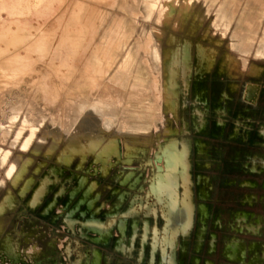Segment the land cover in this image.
I'll list each match as a JSON object with an SVG mask.
<instances>
[{"label": "rangeland", "instance_id": "rangeland-1", "mask_svg": "<svg viewBox=\"0 0 264 264\" xmlns=\"http://www.w3.org/2000/svg\"><path fill=\"white\" fill-rule=\"evenodd\" d=\"M0 264H264V0H0Z\"/></svg>", "mask_w": 264, "mask_h": 264}, {"label": "bare ground", "instance_id": "bare-ground-1", "mask_svg": "<svg viewBox=\"0 0 264 264\" xmlns=\"http://www.w3.org/2000/svg\"><path fill=\"white\" fill-rule=\"evenodd\" d=\"M176 143V142H175ZM174 151L175 152H177V148H176V146H174L173 147V145H170L169 146V148L167 149V150H165V157L163 158V156H161L160 158H158L157 160H156V166H157V169L159 170V171H163V169H162V167H160V164H163L164 165V167L166 168L167 166H169L170 167V165L171 164H174V163H170L171 162V160H170V162H168L169 161V158L171 159V158H174V155L176 154V153H174ZM179 151H181V150H179ZM185 151H187L186 149H184V152ZM181 153H182V151H181ZM184 157H186V156H184V155H182V159L184 158ZM178 158H181V157H178ZM176 159V158H175ZM174 159V161H176ZM180 161V160H179ZM182 161V160H181ZM177 164H178V162H177ZM186 164H188L187 163V160H186ZM168 168V167H167ZM170 168H172V167H170ZM169 168V169H170ZM174 168L175 167H173V170L171 171V172H173V173H175L174 172ZM176 171V170H175ZM166 172H168V171H166ZM169 173H170V171H169ZM177 173V172H176ZM172 174V173H171ZM207 184V183H206ZM167 187V189H166V191L168 190V187H169V185H167L166 186ZM169 191V190H168ZM168 193L169 192H165L164 194V196H165V198L166 197H169V195H168ZM171 195V194H170ZM189 195V194H188ZM185 197V194H184V196H182V198H184ZM186 200V199H185ZM167 201V200H166ZM181 201H182V205H181ZM181 201H179V200H177V202L175 201V204L173 205L174 206V208L175 209H177L178 210V212L180 213V218H178L179 219V221H177V222H179L181 225H183V227L185 228V229H183L182 231H186L189 227V225H190V222H191V220H192V208H191V206H192V200H191V197H190V200H188V202H189V207H187V206H183V203H184V200L182 199ZM170 202V201H169ZM171 203H173L172 201L170 202V204ZM191 205V206H190ZM168 208V207H167ZM166 208V203H165V215L168 217V218H170L169 216H168V214H166V213H169L170 212V210L169 209H167ZM172 208V207H171ZM167 210H169L168 212H167ZM173 210V209H172ZM171 213H172V211H171ZM170 213V214H171ZM185 224V225H184Z\"/></svg>", "mask_w": 264, "mask_h": 264}]
</instances>
